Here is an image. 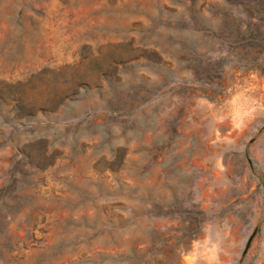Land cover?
I'll return each mask as SVG.
<instances>
[{"label": "rangeland", "instance_id": "rangeland-1", "mask_svg": "<svg viewBox=\"0 0 264 264\" xmlns=\"http://www.w3.org/2000/svg\"><path fill=\"white\" fill-rule=\"evenodd\" d=\"M0 264H264V0H0Z\"/></svg>", "mask_w": 264, "mask_h": 264}]
</instances>
